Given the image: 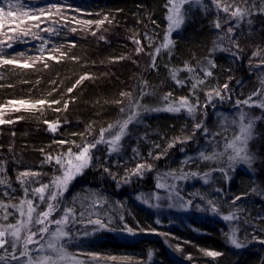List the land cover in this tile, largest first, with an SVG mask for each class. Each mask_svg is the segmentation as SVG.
I'll list each match as a JSON object with an SVG mask.
<instances>
[{
    "label": "trees",
    "instance_id": "1",
    "mask_svg": "<svg viewBox=\"0 0 264 264\" xmlns=\"http://www.w3.org/2000/svg\"><path fill=\"white\" fill-rule=\"evenodd\" d=\"M219 1V8L213 0L183 4V23L171 32L172 43L160 50L153 67L149 53L168 33V0H12L29 15H38L40 9L54 14L57 10L51 8L53 4L60 14L25 21V28L39 24L26 36L8 31L13 25L0 30V40L4 41L0 55L32 65L21 68L18 64L0 63V106L10 100L60 103L21 112V121L14 122L13 117V123L0 125V180L6 181L0 183V203H19L26 198L25 189L27 198L34 195L32 189L48 183L56 174L54 160L49 162L46 156L55 157L70 147L76 150L71 143L60 145L57 141L80 144L97 139L101 128L122 120L120 109L129 105V97L125 101L121 93H131L133 99L140 95V114L128 126L119 151L108 154L102 145L92 149L91 165L71 181L59 198L57 210L49 217L57 219L64 203L74 209L76 220L68 226L65 250L80 257L84 264H264V243L260 242L264 240V111L260 108H253V135L247 143L251 161L242 167L224 165L228 159L225 145L234 130L228 123L231 117L225 115L237 113V107L243 105H237V101L253 97L258 89L261 94L252 100L264 95V57L259 53L264 43V19L261 24L251 18L249 9L250 18L248 14L242 19L232 18L217 28L221 9L243 2ZM261 2L244 0L251 7ZM0 7H6L5 0H0ZM79 17L87 21L107 17L101 27L104 39L75 27ZM230 26L232 33L227 32ZM45 28L52 30L43 31ZM134 40L141 42L143 54H137ZM49 54L59 62L46 59ZM37 56L42 59L36 60ZM205 69L212 75L206 76ZM85 75L88 78L77 84ZM198 80L204 82L197 84ZM193 84L197 85L195 89ZM73 85L76 86L69 93L67 89ZM216 90H222L221 96L213 107L204 109L209 103L208 93ZM179 97L188 98L205 113L144 110L162 109ZM200 113L201 121L196 123L193 115ZM55 120L64 126L53 136L45 121ZM197 124L201 127L197 128ZM203 130L206 135H200ZM177 138L184 142H177ZM183 147L191 151L186 153L184 149L181 153ZM202 152L223 155L203 160ZM143 162L151 163L152 169L143 179H137L139 176L131 175V170ZM25 171L37 175L21 177ZM158 173L202 176L175 178L171 184L173 201L180 206L174 210L166 198H161L157 209L144 206L137 197H150L156 191L153 177ZM20 180L28 183L21 184ZM189 201L190 211L179 210ZM213 206L219 214L212 211ZM44 210L46 203L41 208ZM229 213L237 218L225 221L223 215ZM5 215H0V223L10 224L16 219L15 212ZM96 219L105 227L91 224ZM128 228L146 236L118 237ZM233 229L241 248L228 239ZM22 250L23 247L16 250L17 254ZM208 251L220 255L211 257ZM11 253L0 252V263L18 261Z\"/></svg>",
    "mask_w": 264,
    "mask_h": 264
},
{
    "label": "snow or ice",
    "instance_id": "2",
    "mask_svg": "<svg viewBox=\"0 0 264 264\" xmlns=\"http://www.w3.org/2000/svg\"><path fill=\"white\" fill-rule=\"evenodd\" d=\"M193 2V0H168V4L170 5L168 7V16L167 19L169 21V27H168V33L164 36L163 42L157 47L154 52L149 53L150 56H152L153 63L152 66L155 67V57L159 54L160 50L162 48H168L169 45L172 43L170 39L171 32L179 28L180 25L183 23L184 15L181 11V7L185 3ZM195 2H199V0H195ZM246 2V0H245ZM213 3L217 5V7H220V4L218 3V0H213ZM6 7H0V30L5 29L6 24H17V28H19L20 25H23L25 21L33 20V21H39L41 16H51L52 13L46 11L45 9H40L39 14H33L29 15L28 12L23 11L18 7L17 4H13L12 0H5ZM52 9H56L57 12L59 11V8L57 5L53 4L51 5ZM223 11L225 13H230V16L232 18L242 19L245 15L248 14L247 9H245L242 5H234V4H228L223 8ZM104 19L98 20V21H84L83 23L91 25L92 23H96L97 25L104 24ZM39 27V24L36 25H29L27 29L20 28V34L23 36L28 35L29 31H31L32 27ZM221 25L219 22H217L216 27L219 28ZM50 28H45L43 31H51ZM75 31L76 29H72ZM8 31L15 32L16 29L9 27ZM228 33L233 32V28L230 26L227 29ZM95 32H92V35H95ZM11 38V37H9ZM100 39H104L103 36L100 37ZM137 45V53L143 51V47L141 46V42L139 40L133 41ZM4 41L0 40V44H3ZM11 44H8L7 47H11ZM75 46V45H73ZM41 52L43 54V48L41 49ZM63 55V53L61 54ZM36 60H41L42 56H37L35 58ZM46 59L53 60L56 59L57 62H59L58 58L54 57L53 55L49 54L46 56ZM75 59V57L73 58ZM0 63L2 64H17L18 62L13 59H6L3 57V55H0ZM211 64V61H209ZM19 67L21 68H29L32 67V65L25 63H19ZM214 67V65H212ZM45 67H47V64H45ZM204 73L206 76H211L212 73L208 70H204ZM173 79L176 78V73L173 72L172 74ZM88 76H82L80 77V80H78L76 83L79 84L84 79H87ZM203 80H198L197 84H202ZM177 83H180V81H177ZM264 83V81H262ZM76 85H73L72 88H68L67 91L71 93L73 91V88ZM196 84H193V88H196ZM224 88H227L228 85L225 84L223 86ZM145 93L143 90L141 91V95H144ZM215 94L217 96L220 95V92L218 90L215 91ZM261 94V90L258 89L255 93H253V96ZM122 96H128L129 97V105H128V115L125 119L118 121L116 124H109L107 128H101L99 137L95 140L88 141L85 140L80 144H77L75 141H57V143L60 144H66L71 143L74 148H68L65 152H62L55 157L52 155H47L46 160L49 162H52L54 160L56 168V174L52 176L50 181L45 184H41L40 187L32 189V192L34 194H39V201L42 203H46V210L41 211L37 213L35 221H33V213L36 212V209L38 207V204H34L33 200L31 198H25L21 200L19 205H14L13 207L16 208V210L19 212L20 217L22 219L17 220L15 224H7V225H0V248H3L5 243L7 241L3 239L5 235H9L11 237H14V239L11 241V248H12V258L19 260L21 257H27V260L25 261V264H72L74 258L71 254H69L63 245L59 244V241L61 238L69 235L68 232L64 231V225H66L71 217L74 216L75 212L72 208H66L64 209V214L62 217L50 220V215L57 210V207L60 203V197L64 195V193L67 191L69 184L71 181L77 176L81 175L84 171V169L88 168L91 165L93 155H92V149H94L98 144L104 143L108 145L109 153L119 151L120 148V140L122 137L126 135V130L128 128V125L132 123L136 118L139 116L140 112L139 109L141 108L140 100L139 98L133 99L131 97V93H121ZM171 95V94H169ZM209 99H211L212 93H208ZM165 100H167V97H165ZM252 102V97L250 96L247 100L244 101H237V105L243 103V104H250ZM8 105L11 106L13 111H20L21 108H30V109H37L38 107H43L44 105L51 106L52 104H59V100H53V101H47L44 99L36 100L35 102H29L26 100H10L7 102ZM117 103H123V101H117ZM261 107H264V103L260 105ZM6 106H0V125L8 123H13V120H5L2 118L4 108ZM68 104L67 102L64 103V109H67ZM198 105L190 103L188 98L181 97L178 103H169L168 106L164 109H147L145 108V111H172V112H179L181 109L187 110L189 114H192L196 111ZM56 111H59L60 109H55ZM120 111L124 113L126 110L125 108H121ZM246 113L243 111L240 112V123H239V134L234 136L232 141L228 142L226 144V150L231 149L232 154L228 156L229 161V167H232L237 162H250V155L247 153V143L252 138L253 135V122L252 120H248L247 123H245ZM19 119V117H17ZM45 123L48 124L49 130L52 132H55L57 128L59 127V122H49L45 121ZM91 127V126H89ZM197 128H200L201 125L197 124ZM109 133L108 136L105 134ZM75 135V134H74ZM177 142L183 143L184 141L179 140L177 138ZM173 145L170 144L169 147H172ZM159 147V145H157ZM151 155V153L149 154ZM220 155L223 154H217L213 153L212 155H206L205 153H201V159L203 160H213L218 159ZM156 159H159L160 156L157 155L155 157ZM152 165L147 164L146 162L143 163H137L135 165V168L131 170V175H136L142 177L145 171H151ZM105 171H108V169H105ZM37 173L35 172H29L25 171L20 173L21 177H29V176H36ZM166 176H173L174 178H180L185 179L188 175H196V173L186 174L182 173L179 177H175L174 173H167ZM205 177H207V173L205 174ZM125 180H128V177H125ZM6 181L0 180V183H5ZM21 184L28 183L27 180H20ZM205 182L207 180L205 179ZM157 188H167L168 190H171L174 185H168L166 183L158 182L156 185ZM26 197H27V189H25ZM137 199H141L144 203H148L149 198H144L142 196H138ZM156 199H160V197L157 195ZM236 200H239L240 197H236ZM235 202V201H233ZM99 203V201L97 202ZM188 203H191L189 201ZM212 201H209V204H212ZM26 205V208H25ZM0 207L6 208L7 205L0 204ZM212 211L214 213L219 214V210L213 206ZM234 213H229L227 215H223V219L225 221H232L236 219ZM4 219H7V215L4 216ZM123 219V217H121ZM92 223H95L100 226V228H104L105 224L100 220L96 219L95 221H90ZM33 223L38 225H43V227L39 228L38 232H33L30 229V225ZM55 224L57 225L56 229L50 233V239L47 242V247L44 245H39V240H36L35 237L40 234V238L43 239V234L49 232V225ZM127 227V226H125ZM27 230V234L25 237H21V231ZM128 232H132L133 230L128 228ZM23 243V250L17 254L16 247L17 242L21 241ZM228 239L236 248H241L243 245L239 241V239L236 236L235 229L232 230L231 234L228 235ZM261 243H264V240L260 241ZM30 244H37L39 245L38 248L29 249ZM35 251L38 254L33 257L31 255V252ZM49 251L52 254H48ZM208 256L216 257L220 255V253L215 251H208L206 253ZM151 255V253L149 254ZM110 259L115 260L116 257H110Z\"/></svg>",
    "mask_w": 264,
    "mask_h": 264
},
{
    "label": "rangeland",
    "instance_id": "3",
    "mask_svg": "<svg viewBox=\"0 0 264 264\" xmlns=\"http://www.w3.org/2000/svg\"><path fill=\"white\" fill-rule=\"evenodd\" d=\"M255 1V0H254ZM218 3H220V1L218 0ZM241 5L245 8V9H247V11L250 9V12L248 11V13H250L251 15H253V16H251V18H255V19H257L258 21H260L261 22V24H263L262 23V21H263V19H264V0H263V2H261L260 4H257V5H255L254 3H253V5H252V7L250 6V4L249 5H246V4H244V0H243V2H241ZM225 7V6H224ZM58 14H60V13H58V12H54V14L52 13V15L51 16H53V17H55V16H57ZM250 14H248V17L250 18ZM247 16V15H246ZM101 19H104V17H100V18H97L96 20H93V22H95V21H98V20H101ZM219 23H225L226 21H230V20H232V17L230 16V13H225L222 9H221V12H220V16H219ZM84 21H87V19L86 18H84V17H79V19L77 20V22H75L73 25H76L75 27H79V28H82L85 32H87V33H89V35H92V32H95L96 34L95 35H93L94 36V38H99V37H101V32H103L104 33V30H101V27H103L104 25H97L96 23H92L91 25H88V24H85V23H83ZM91 21V20H90ZM10 25H13V27H14V29H16V31L15 32H13V33H17V32H20V28H24V29H27V28H25V26L27 25V24H23V25H20L19 26V28H17V24H15V23H13V24H10ZM6 26H8L9 27V24H6ZM30 32V31H29ZM97 36V37H96ZM231 36V35H230ZM230 36H229V38H230ZM229 38H227V39H229ZM227 42H229V40L227 41ZM226 45L227 46H229L230 44L229 43H226ZM229 47H231V46H229ZM229 49V48H228ZM259 53H262L261 55H263V57H264V43H263V45H262V47H261V49H259ZM137 52V51H136ZM138 54V53H137ZM139 54H143L142 53V51L141 52H139ZM256 55H257V53H256ZM19 63H24V62H21L20 60L18 61V63L17 64H19ZM220 92V95L219 96H217L216 94H215V91H212L211 93H212V96H211V99H209V96L207 97V102H209V103H206L205 104V106L203 107L204 109H205V107L206 106H210V107H213L214 105H215V102L217 101V99L221 96V94H222V90H220L219 91ZM126 98H128V96H123V100H125ZM135 98H140V95L139 96H136ZM180 98L181 97H179V98H176V99H173L172 101H169V103L171 102V103H178L179 102V100H180ZM252 98H254V96L252 97ZM127 100V99H126ZM125 100V101H126ZM189 100V99H188ZM189 102H190V100H189ZM168 103V104H169ZM191 103V102H190ZM262 103H264V95L261 97V98H257V99H253L252 100V102L250 103V104H243V105H241V106H239V107H237L238 108V112L237 113H227V115H225V116H227V117H231L230 118V122H228L229 124H230V127L231 128H234V130H232V137L230 138V140L228 141V142H230V141H232V139L234 138V136H236V135H238L239 134V123H240V112L241 111H243L244 113H246V118H245V123H247L248 122V120H252V122L254 123V117L252 116L253 115V111H254V107L256 108H260L262 111H264V107H261L260 105L262 104ZM168 104H166L165 106H163L162 107V109H164V108H166L167 106H168ZM197 105V104H196ZM6 107L4 108V112H3V116H2V118L3 119H5V120H9V119H11V120H13V117L15 118L14 119V122L16 121V122H19V121H21V112L22 113H24V112H27V113H29V112H35L36 111V109H30V108H21L20 109V111H13L12 110V108H11V106L10 105H8V103L5 105ZM126 107V111L123 113V118H122V120L123 119H125L126 117H127V113H128V106H124V108ZM207 108V107H206ZM198 110H200V111H202L203 109L202 108H200V109H198V107H197V109H196V113L198 112ZM41 111V110H40ZM7 112V113H6ZM159 112H169V113H172V114H176V113H184V114H188V115H192V114H194V113H192V114H189L188 112H187V110H185V109H181L179 112H172V111H165V110H160ZM203 112H204V110H203ZM195 113V114H196ZM205 113V112H204ZM255 115V114H254ZM17 117H19V119H17ZM193 117H196L195 118V122L196 123H198L199 121H201L200 119H201V117H202V115H201V113L198 115H193ZM203 120V119H202ZM121 121V120H120ZM226 121L227 120H225V123H226ZM53 122H59V127L57 128V130L55 131V132H52L51 130H49V126H48V124H46V128H47V130H48V132H50L53 136H56V134L59 132V130L61 129V127H63L64 125V123L63 122H61L60 120L58 121V120H55V121H53ZM117 123V122H116ZM115 123V124H116ZM133 123H134V121H133ZM131 124V123H130ZM129 124V125H130ZM3 125H6V123L5 124H2L1 126H3ZM128 125V126H129ZM228 127V126H227ZM204 130L203 131H201V133H200V135H206V131L204 132ZM106 136H108L109 135V133H106L105 134ZM200 135L198 134V137H200ZM202 137H200V139H201ZM122 140H123V137H122V139L120 140V146H121V142H122ZM227 142V143H228ZM226 143V144H227ZM60 145H62V144H60ZM98 145H102V146H104L106 149H107V151H108V154H110L109 153V149H108V145H106V144H104V143H101V144H98ZM190 147H192L191 145H190ZM186 148V147H185ZM184 147L182 148V150H180V152L182 153V151L185 149ZM120 149V148H119ZM247 150V149H246ZM191 151V149L189 148V149H185V152L186 153H188V152H190ZM116 152H118V151H116ZM116 152H111V153H116ZM225 153H226V155H227V157L230 155V154H232V151H231V149H227L226 150V145H225ZM247 153H248V151H247ZM250 161H251V159H250ZM149 164H151V163H149ZM224 165L226 166V167H228L229 166V161H228V159L224 162ZM246 165H248V163H245V162H237V163H235L234 165H233V167H235V166H238V167H242V166H246ZM86 169H84V171H85ZM84 171H83V173H84ZM82 173V174H83ZM147 173H149V171H145L144 172V174H143V176L142 177H138L137 179H143L144 177H145V175L147 174ZM188 173H190V172H188ZM81 174V175H82ZM81 175H77L76 177H78V176H81ZM201 175V174H200ZM199 174H197L196 173V175H190V176H192V177H194V178H197L198 176H200ZM134 176H136V175H134ZM155 177H153V178H155V182L153 183V187L155 188V190L156 191H153L152 193H151V195H150V197H146V196H142V197H144V198H149V200H148V203H144L141 199H139V203H142V204H144V206H148V207H153V208H159V203H160V200H161V198H163V199H167L169 202H170V208H174V210H176L175 208L179 205L178 203L177 204H174V201H173V195L175 194V191L173 190V187L171 188V190H168L167 188H157L156 187V185H157V183L158 182H161V183H166V184H168V185H171L172 183H175V181H176V179L173 177V176H166L165 175V173H158V174H155L154 175ZM202 176V175H201ZM158 178V179H157ZM206 179H208V178H206ZM159 196L160 197V199H156V196ZM27 198V197H26ZM30 198L33 200V202H34V204H38V207H37V209H36V212H34L33 213V221H35V218H36V215H37V213H39V212H41V208H42V205H43V203L42 202H40L39 201V194L38 193H36V194H34V195H30ZM23 199H25V198H23ZM23 199H21V200H23ZM21 200L19 201V203H17V204H12V202H11V204H9V203H7V204H4V203H0V204H3V205H7V207L6 208H4V207H0V215H5V214H7L9 211H10V213H12V212H15V221L13 222V223H10V224H15L16 222H17V220H20V219H22L21 217H20V214H19V212L16 210V208L15 207H13L14 205H19L20 204V202H21ZM152 200V201H151ZM180 206V205H179ZM25 208H26V205H25ZM66 208H71L70 207V205H68V204H63V208L61 209V211L59 212V216L57 217V219L58 218H60V217H62L63 216V214H64V209H66ZM179 210H182L183 212L184 211H190V205H189V203L188 202H185L183 205H182V207H181V209H179ZM52 215H53V213H52ZM10 220H12V218H10ZM53 220V219H52ZM55 220V219H54ZM74 220H76V214H74V216L73 217H71L70 219H69V221H68V223L66 224V225H64L63 227H64V231H66V232H68L69 233V231L67 230L68 229V226L70 225V224H72L73 223V221ZM6 222H4V223H0V225H7V224H5ZM91 224H94V225H97V224H95V223H91ZM30 227V229H31V231H33V232H38V230H39V228H41V227H43V225H38V224H35V223H33L32 225H30L29 226ZM56 227H57V225H55V224H50L49 225V232L48 233H44L43 234V239H41L40 238V234H38L36 237H35V239L36 240H39V245H44L45 247H47V242L49 241V239H50V233L52 232V231H54L55 229H56ZM26 234H27V230H22L21 231V237L23 238V237H25L26 236ZM142 236H146V235H143L142 233H140V232H136V231H132L131 233L130 232H128L127 231V229H125L124 231H121V233L118 235V237H120V238H127V239H138V238H140V237H142ZM69 238V235H67V236H65V237H63V238H61L60 239V241H59V244L60 245H63L64 246V248H65V244H64V242L67 240ZM3 239H5L6 241H7V243H5V245H4V247L3 248H0V252H3V251H12V248H11V241L14 239V237H11V236H9V235H5V237L3 238ZM39 245H37V244H30L28 247H29V249H34V248H38L39 247ZM20 247H23V243H22V239H21V241H18L17 242V247H16V250H18V249H20ZM38 253L37 252H35V251H32L31 252V255L33 256V257H35L36 255H37ZM48 254H52L50 251H49V253ZM72 257L74 258V260H73V262H72V264H84V263H86V262H84L80 257H77V256H75L74 254H72ZM27 260V257H22V258H20L18 261H16L15 263H13V264H25V261ZM0 264H4L3 262L2 263H0Z\"/></svg>",
    "mask_w": 264,
    "mask_h": 264
}]
</instances>
